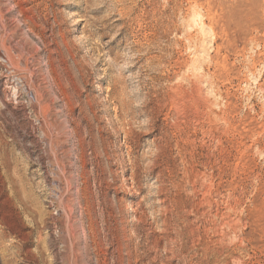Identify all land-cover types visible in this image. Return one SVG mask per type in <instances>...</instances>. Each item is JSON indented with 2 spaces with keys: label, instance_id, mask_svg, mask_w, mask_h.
Returning <instances> with one entry per match:
<instances>
[{
  "label": "rangeland",
  "instance_id": "obj_1",
  "mask_svg": "<svg viewBox=\"0 0 264 264\" xmlns=\"http://www.w3.org/2000/svg\"><path fill=\"white\" fill-rule=\"evenodd\" d=\"M0 114V264H264V0H0Z\"/></svg>",
  "mask_w": 264,
  "mask_h": 264
},
{
  "label": "bare ground",
  "instance_id": "obj_2",
  "mask_svg": "<svg viewBox=\"0 0 264 264\" xmlns=\"http://www.w3.org/2000/svg\"><path fill=\"white\" fill-rule=\"evenodd\" d=\"M11 90V89H10ZM15 91V90H14ZM19 103V102H18ZM6 104V103H5ZM6 108H8V107H6ZM35 110V109H34ZM3 114V113H2ZM1 115V114H0ZM3 118V117H2ZM5 118V117H4ZM20 128L21 129H23V127H21L20 126ZM40 128V127H39ZM17 134V133H16ZM20 134V133H19ZM25 134V133H24ZM34 135V134H33ZM2 137V136H1ZM19 137V136H18ZM14 139V138H13ZM5 143V142H4ZM4 143H3V141H2V139L0 138V147H3L4 146ZM2 150V149H1ZM2 159V162H3V166H8V161H7V159H6V153H5V151L3 150V151H0V160ZM1 162V163H2ZM1 195V194H0ZM3 195V194H2Z\"/></svg>",
  "mask_w": 264,
  "mask_h": 264
}]
</instances>
